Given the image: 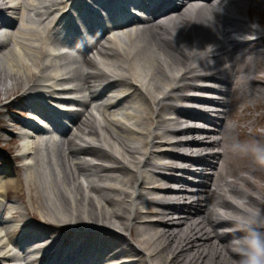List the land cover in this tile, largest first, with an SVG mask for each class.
<instances>
[{
	"label": "bare ground",
	"instance_id": "bare-ground-1",
	"mask_svg": "<svg viewBox=\"0 0 264 264\" xmlns=\"http://www.w3.org/2000/svg\"><path fill=\"white\" fill-rule=\"evenodd\" d=\"M250 6L0 2V102H21L22 113L35 119L12 118L23 131L11 144L22 140L18 158L28 162L0 163L1 264H235V242L245 234L240 221L255 213L264 219V163L257 159L264 145L256 143L262 134L253 126L249 142L248 116L236 113L264 101V36L231 37L264 34L244 17ZM68 82L65 93L91 95L66 101L70 111L58 119L52 107L64 100L55 87ZM209 82L227 88L216 99L186 93L217 92ZM199 103L219 109H191ZM196 133L200 140L186 141ZM190 144L210 150H177Z\"/></svg>",
	"mask_w": 264,
	"mask_h": 264
},
{
	"label": "rangeland",
	"instance_id": "rangeland-1",
	"mask_svg": "<svg viewBox=\"0 0 264 264\" xmlns=\"http://www.w3.org/2000/svg\"><path fill=\"white\" fill-rule=\"evenodd\" d=\"M249 4H251V10H250V16L245 12V18L249 20L252 24H255L258 26V28L264 32V7L257 6L256 0H249ZM255 8V10H254ZM255 11V12H253ZM249 13V12H248ZM259 22L262 23V26L259 24ZM236 36V35H235ZM261 36H264V34L259 33L255 38H260ZM264 44V42H263ZM264 50V46L261 48ZM4 100L0 102V163L3 167H16L21 168L25 163L28 161L23 158H18V156L22 152L21 146H19L22 143V140L20 138H17V142L14 144H11V139L15 137V134H19L21 131H23L21 125L14 122L12 118L15 119H30L34 121V117L31 114H23L22 113V105L19 102H16L11 107H4ZM241 107H237L236 113L239 116L247 115V120L243 123L245 126L244 133L246 137L249 139L252 128L254 126V129L261 133L262 136L257 139V144L261 147L264 145V101H260V105L256 108H251L250 111L241 112ZM11 117V119L9 118ZM241 131L237 133L239 135ZM56 136H58V133H56ZM251 140L249 139V142ZM177 151V150H176ZM180 151V150H179ZM41 155L43 154L42 149L40 150ZM17 172V171H16ZM19 174V173H18ZM57 175L60 176V171L57 169ZM7 177H15V175L11 172L7 175ZM17 199L15 195H12L11 200ZM230 201H233L234 203H237V200L232 197H227ZM21 203L18 201V204ZM227 217V216H226ZM217 219H222L221 217L215 216ZM228 218V217H227Z\"/></svg>",
	"mask_w": 264,
	"mask_h": 264
},
{
	"label": "clouds",
	"instance_id": "clouds-1",
	"mask_svg": "<svg viewBox=\"0 0 264 264\" xmlns=\"http://www.w3.org/2000/svg\"><path fill=\"white\" fill-rule=\"evenodd\" d=\"M257 159L264 163V150H257ZM240 225L245 234L235 242L240 257L235 264H264V219L255 213Z\"/></svg>",
	"mask_w": 264,
	"mask_h": 264
}]
</instances>
